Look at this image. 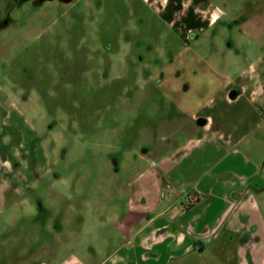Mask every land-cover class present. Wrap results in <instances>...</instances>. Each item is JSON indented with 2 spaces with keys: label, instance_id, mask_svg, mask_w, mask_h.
<instances>
[{
  "label": "rangeland",
  "instance_id": "1",
  "mask_svg": "<svg viewBox=\"0 0 264 264\" xmlns=\"http://www.w3.org/2000/svg\"><path fill=\"white\" fill-rule=\"evenodd\" d=\"M257 1L212 0L231 12ZM231 40L233 32L218 44L226 51ZM195 48L208 53L213 45L185 42L150 0H0V98L14 105L6 148L20 151L18 167L37 176L15 195L26 201L0 215V264L71 257L115 264V249L134 237L120 225L134 181L192 136L194 116L212 110L217 93L202 87L219 83L211 81V57L202 64ZM185 68L202 74H179ZM240 124L238 117L230 122ZM247 126L241 146L249 147L264 187V125ZM3 148L0 162H12ZM256 199L260 230L255 223L256 232L235 235L231 250L215 244L201 261L171 264H264V193ZM240 237L248 251L239 249Z\"/></svg>",
  "mask_w": 264,
  "mask_h": 264
},
{
  "label": "crops",
  "instance_id": "2",
  "mask_svg": "<svg viewBox=\"0 0 264 264\" xmlns=\"http://www.w3.org/2000/svg\"><path fill=\"white\" fill-rule=\"evenodd\" d=\"M150 1L158 4L161 17L185 42L194 40L199 46L206 40L213 45L208 53L195 48L193 56L202 64L210 62L211 57V81L219 85L217 89L213 85L202 87L217 94L206 118L193 117L198 129L192 136L152 162L134 181L130 206L120 219L122 233L131 236L134 231V237L127 241V247L115 249V264L201 261L215 244L231 250L235 235L261 228L256 197L264 193V187L259 183L257 163L247 154L249 147L241 144L250 132V120L256 127L264 125V0L242 3L233 12L214 5L212 0ZM231 32L237 42L229 41L223 51L218 43ZM239 42L246 44L239 47ZM189 70L182 69L179 74ZM201 70L190 72L198 76ZM6 100L0 98L5 123L1 154H13L15 159L0 162V204H4L0 215L12 202H25L15 195L37 180L35 169L18 167L20 151L16 154L6 148V119H11L14 110ZM234 117H238L239 126L230 125ZM34 177L36 180H32ZM239 249H248L247 239L240 237ZM78 262L71 257L60 264Z\"/></svg>",
  "mask_w": 264,
  "mask_h": 264
}]
</instances>
